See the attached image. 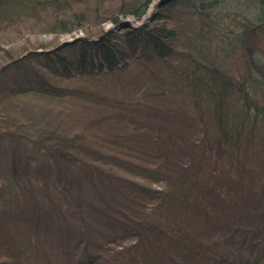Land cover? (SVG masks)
Returning a JSON list of instances; mask_svg holds the SVG:
<instances>
[{"label":"trees","instance_id":"trees-1","mask_svg":"<svg viewBox=\"0 0 264 264\" xmlns=\"http://www.w3.org/2000/svg\"><path fill=\"white\" fill-rule=\"evenodd\" d=\"M15 1L0 0V22L12 18L9 24L0 26V30L28 19L9 17V9ZM50 1H44L45 5ZM77 1L80 0H74V3L71 0H54L52 7L63 8L54 9L57 20L52 24V32L66 33L82 27L86 29V36L50 52H30L26 58H14L7 48H2L12 61L7 68L0 70V122L6 127L4 131L19 134L33 130L36 133L43 127L38 122L34 126L26 124L28 127L25 126L26 130L22 132L16 128L24 121V116L5 115L7 105L17 102L22 96L34 95L49 102L72 99L85 91L83 81L122 71L131 67L132 61L147 60L149 55L160 59L172 56L180 38L170 21L175 20L173 7L179 3L192 14L201 16L204 35L213 30L212 22L207 19L213 18L219 26L227 20L226 14L221 15L217 11L225 6L227 0H159L151 16L144 21L154 0H118L117 8H110L111 12L101 7V0L91 14L85 10H74ZM245 1L250 8L246 12L238 9L227 13L232 25L238 28L236 31L232 27L237 34L232 40L234 43H241L249 34L251 44V37L264 28V0ZM121 15H131L141 24L131 26L120 18ZM108 19L115 28L102 27ZM243 43L249 47L248 43ZM66 48H75L73 55H67L64 52ZM9 68L13 74L7 71ZM194 68L184 76L180 89L181 93L187 94L196 110L197 123L201 128L197 134L191 125L185 128L177 119L170 125L145 123L134 126L132 134L114 132L107 138L105 147L108 144L112 151L110 154L102 148H87V145L78 143L79 138H83L81 134L65 137L52 132L44 136L49 141V144L44 143L49 145L46 153L58 167L66 203L78 208L81 215L82 205L86 202L105 213L106 222L115 230L121 228L122 234L136 236L137 240L129 247L118 252H106V259L111 260L108 264H264V164L257 156L264 150V103L261 99L264 98V90L260 88L264 85V65L257 56L252 57L249 73L240 80L206 63H198ZM115 113L117 115L112 122L119 125V129L131 124L126 115L128 112ZM6 119L8 121H4ZM212 121L216 132L211 138L207 125ZM170 152L174 154L170 156ZM160 155H164L165 163L171 162L176 174L165 172L164 178L156 176V167L163 165L157 161ZM129 156L136 158L137 162L126 163L123 158ZM176 156L185 159V163H177ZM21 158L14 155L8 179L0 180L1 200H5L6 194L24 198L27 182L23 177L30 174L31 169L30 162ZM60 162L68 166L70 172L77 167L91 182L95 178L103 181L105 176L108 180L106 185L123 188L125 193H132V181L118 174L117 169L140 175L149 182L171 180L176 188L169 185L157 194L156 197L162 199L158 215L154 214L155 210H152V216L143 211L145 193L143 196L132 193L125 204H111L101 197L105 210L86 198L79 185H75L76 180L60 171ZM123 180L128 182L121 187ZM140 187L147 193H158L148 184L147 187L140 184ZM191 215H200L204 226L189 228L185 220ZM2 217L5 216L0 213V264H22L24 256L10 241L12 237L5 226L7 218ZM107 248L106 245V251ZM171 248L180 255L176 257L170 252ZM81 249L78 264H102L105 261L102 242H87ZM127 249L138 251L144 261L139 260L137 254L122 260L119 255Z\"/></svg>","mask_w":264,"mask_h":264},{"label":"rangeland","instance_id":"rangeland-1","mask_svg":"<svg viewBox=\"0 0 264 264\" xmlns=\"http://www.w3.org/2000/svg\"><path fill=\"white\" fill-rule=\"evenodd\" d=\"M44 1L48 0H17L12 3V7L10 6L9 17L19 20L28 17V19L17 22L15 25L10 24L9 27L0 30V50H2L0 70L7 68L12 62L2 48H7L10 54L18 59L27 57L30 52L42 53V50L45 52L56 50L68 42L86 36V29L82 27L66 33H53L52 24L54 20H57L54 9H62L63 6L52 7L54 0H51L48 5H45ZM71 2L74 3V0ZM98 2L101 0H80L74 4L73 9L85 10L91 14L95 5L99 4ZM117 3L118 0H102L101 7L114 9L115 6L117 8ZM158 4L159 0L152 2L143 21L151 16ZM248 7L245 0H227L225 6L217 10L221 15L226 14L227 20L219 26L218 21L215 22L213 18L207 19L212 22L210 25L213 30L204 35L205 31H201L203 25L201 16L192 14L191 10L179 3L173 7L172 15L175 20L170 21V24L177 28L180 44L172 56L165 58L166 60L149 55L147 60L132 61L131 67L122 71L107 73L91 81H83L85 91L72 99L49 102L41 97L28 95L7 105L5 115L16 118L24 116L25 118L21 124L18 123L17 130L23 132L26 130V124L34 126L37 122L43 126L40 132L26 130L25 133L19 132L18 134L4 131L6 127L0 122V180L8 179L14 155H19L21 159L30 162L31 173L23 177L27 182L24 186V198L18 199L6 194L5 200L0 199V213L5 216L2 218H7L5 226L12 237L10 241L14 248L17 247L24 256L22 264H78L81 248L87 242L92 244L97 241L105 245V250L102 251L105 261H102V264L106 262L108 264L111 260L106 259V252H118L137 240L134 235L122 234L121 228L115 230L106 222L105 213L97 211L86 202L82 205L81 215L78 214V208L66 203L62 196L63 185L59 180L58 167L46 153L49 145L44 143L49 144V141L48 137L44 136L52 132L63 134L65 137L81 134L83 138H79L78 143L87 145V148H102V151H106L107 154L109 151L110 154L112 151L109 150L108 144L105 147L107 138L114 132L132 134L134 126L139 127L145 123L155 126L160 123L170 125L177 119L185 128L191 125L194 132L199 133L201 128L197 123L196 110L187 94L181 93L180 88L184 76L195 70L194 67L198 63L201 65L206 63L240 80L249 73L252 57L257 56L264 65V28L251 37V44H249V34L241 43L232 41L237 36L232 31V27L236 31L238 28L232 25L227 13L238 9L246 12L250 9ZM120 18L127 20L131 26L141 24V21H136L131 15L128 17L121 15ZM10 19L12 18L0 22V26L9 24ZM114 26L115 24L109 19L102 25L106 29ZM243 42L248 43L249 47ZM41 45L45 47H40ZM74 50L75 48H66L64 52L67 55H73ZM11 68L7 71L13 74ZM250 79L253 80L252 77ZM260 88L264 90V85ZM257 93H259L258 90ZM258 98L261 96L259 95ZM261 99L264 103V98ZM113 106L116 108H112ZM233 110L232 108L231 111ZM255 110L257 111L256 106ZM115 112L123 114L128 112L126 115L131 120V124H127L126 127L121 126L122 128L119 129V125H114L112 122L115 120ZM108 116L110 119L107 118ZM207 127L209 128L208 135L212 138L216 132L213 121ZM100 143L104 145H99ZM262 151L257 156L264 164V150ZM173 154L170 152V156ZM109 157L113 158L114 155H109ZM123 159L128 164L137 162L136 158L130 156ZM123 159L121 158L122 162H124ZM176 160L179 164L185 163V159L181 156H176ZM157 161L163 162V165L161 168L156 167V176L162 175L164 178L165 172L171 175L176 174L177 171L170 166L171 162L165 163L164 155H160ZM138 162H140V157ZM152 163L149 162V164ZM59 164L62 166L59 168L60 171L77 181L75 185H79L80 191L86 195V198L95 205L104 207L105 210L103 201L106 199L111 204H125L128 196L132 197L134 193L143 196L145 193L147 196L142 200V204L145 205L143 211L152 216V210H155L154 214L158 215V205L162 204V199L157 198V194H161L160 191L169 185L176 188L175 182L171 180L149 182L140 175L125 169H117L118 174L132 181L130 186L133 194L125 193L123 188L117 189L106 185L108 180L105 176L103 181L95 178V181L91 182L77 167L70 172L68 166L62 162ZM127 180L121 181V187L124 182H128ZM140 184H146V187L148 184L158 193L153 191L147 193L141 189ZM238 209L231 213L234 214ZM185 223L189 228L199 229L204 226L200 215L187 217ZM106 245L108 246L107 251ZM170 252L176 257L180 255L173 248ZM131 254H137L139 260L142 259V255L135 249L124 250L119 257L123 260Z\"/></svg>","mask_w":264,"mask_h":264}]
</instances>
